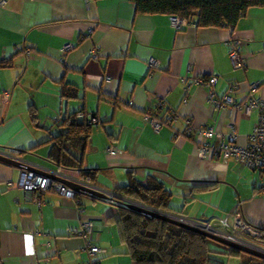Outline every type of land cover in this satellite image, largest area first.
<instances>
[{"label":"crops","instance_id":"obj_1","mask_svg":"<svg viewBox=\"0 0 264 264\" xmlns=\"http://www.w3.org/2000/svg\"><path fill=\"white\" fill-rule=\"evenodd\" d=\"M4 1L0 150H20L16 157L34 167L82 180L78 170L59 168L49 158V140L75 114L93 128L84 168L96 171L90 183L108 198L29 191L19 187L24 170L0 162V264L90 261L82 234L88 219L95 223L94 244L105 251L95 264H134L109 221L123 211L109 199L129 201L117 188L131 176L162 182L172 195L173 216L209 220L240 212L264 228L263 173L235 160L202 159L198 137L188 132L212 126L221 137L217 144L235 127L237 145L247 146L260 111L238 107L249 84L264 83V7L250 8L234 29H177L171 16L138 13L131 0ZM233 47L244 68L234 67ZM214 74L217 97L240 83L236 106H213L209 89L195 83ZM254 97L264 99V87ZM174 113L177 118L158 132L146 120L147 114L163 121Z\"/></svg>","mask_w":264,"mask_h":264},{"label":"trees","instance_id":"obj_2","mask_svg":"<svg viewBox=\"0 0 264 264\" xmlns=\"http://www.w3.org/2000/svg\"><path fill=\"white\" fill-rule=\"evenodd\" d=\"M138 13L166 14L193 21L198 27H225L234 29L252 7H264V0H131ZM65 93V92H64ZM64 130L49 140V158L59 168L78 170L85 182H94L96 171L84 168V158L93 128L85 121H79L71 114L64 120ZM11 155H22V151L2 149ZM130 202L148 206L151 209L173 214L171 193L154 177L142 183L134 176L127 185L117 188ZM80 193L75 195L78 198ZM119 216H111L118 229L121 242L128 248L134 264H228L237 258L240 264H264V260L225 246L202 234L179 227L169 222L148 217L126 208ZM263 233L264 228H257ZM216 244L220 248L212 247Z\"/></svg>","mask_w":264,"mask_h":264},{"label":"built area","instance_id":"obj_3","mask_svg":"<svg viewBox=\"0 0 264 264\" xmlns=\"http://www.w3.org/2000/svg\"><path fill=\"white\" fill-rule=\"evenodd\" d=\"M4 3V0H0V6L4 5ZM171 21L173 26L177 29H181L188 25H195L193 21L188 22L179 17H172ZM71 48L72 46L69 45L65 50L67 51ZM27 55L30 57L29 51H27ZM94 55L96 54L94 53ZM230 58L235 68H244L246 66V62L241 57L238 47H233L230 52ZM150 66L156 68L158 64L154 59H151ZM217 80L218 75L214 74L209 77H200L195 80V83L203 85L209 89V101L213 106L220 109H228L236 106L237 104L234 95L239 91L240 83L230 84L227 92L222 97H217L215 94ZM261 87H264V83L249 84V96L242 105L238 107L243 108L247 114L253 109L260 111L258 122L255 125L254 131L248 137L249 142L246 147H240L237 145L238 134L234 126L233 132L217 144L214 143V139L221 137L212 126L189 129V134L194 132L192 134H195L199 139L197 148L199 156L202 159L218 157L224 162L235 160L251 170L260 171L264 175V99L254 97L255 91ZM130 104H132V102H130ZM176 118L175 113L171 114L163 121L152 114H147L146 116V120L157 132L161 130L165 122L172 123ZM110 152L114 153L113 148L110 149ZM0 153L17 158L15 155L2 151H0ZM52 175L53 174L50 172L24 170L19 181V187L37 193L55 191L65 197L71 199L75 198V191L65 184L58 182L55 175ZM261 190L264 192V183ZM109 202L121 206L123 203L129 201H117L116 199L111 198L109 199ZM174 217L185 224L264 253V241L262 240L263 233L246 221L240 212L237 214H229L224 218L209 220L186 219L180 216ZM94 229V221L90 219L85 220L82 225V234L87 239V250L91 260L78 264H95L94 259L105 252L99 246L94 244Z\"/></svg>","mask_w":264,"mask_h":264},{"label":"water","instance_id":"obj_4","mask_svg":"<svg viewBox=\"0 0 264 264\" xmlns=\"http://www.w3.org/2000/svg\"><path fill=\"white\" fill-rule=\"evenodd\" d=\"M94 118H95V115L91 117V122L93 121ZM0 162L6 163L8 165L17 167V168H19L21 170H25V171L38 170V171L48 172L44 169H41L40 167H34L36 165L32 164L30 161H27V160L21 159V158L20 159L14 158V157L6 155L4 153H0ZM55 178L60 183L65 184L69 188L73 189L76 194L77 193L85 194V195H89L90 197H94L97 199H107L108 198L105 191H102L101 189L96 188L95 186H93L89 182H85L83 180H76L74 178L72 179V178H68V177H57L56 175H55ZM126 208L131 209L133 211H137V212H139L143 215H146L148 217L157 218V219L169 222L171 224L177 225L179 227L186 228V229H189L191 231L197 232V233L202 234V235H204V236H206V237H208L214 241H217V242H219L225 246L237 249L241 252H244L246 254H249V255H252V256H255V257H258V258L264 260V253L263 252H259L257 250L252 249V248L243 246L241 244L235 243V242L230 241L228 239L219 237L217 235L205 232L203 230H200L198 228H195L193 226L185 224V223L177 220L174 216L169 215L167 213L160 212V211L151 209L148 206L133 203V202H127Z\"/></svg>","mask_w":264,"mask_h":264},{"label":"rangeland","instance_id":"obj_5","mask_svg":"<svg viewBox=\"0 0 264 264\" xmlns=\"http://www.w3.org/2000/svg\"><path fill=\"white\" fill-rule=\"evenodd\" d=\"M212 247L220 248L216 244H212ZM221 258H223L224 260H227L228 261V264H240V261L237 258H232L231 260H228L227 259L228 258L227 256H221Z\"/></svg>","mask_w":264,"mask_h":264}]
</instances>
